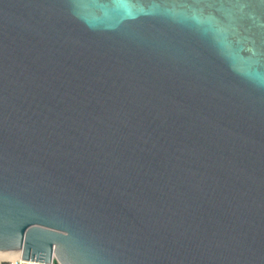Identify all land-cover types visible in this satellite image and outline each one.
<instances>
[{
    "label": "water",
    "instance_id": "95a60500",
    "mask_svg": "<svg viewBox=\"0 0 264 264\" xmlns=\"http://www.w3.org/2000/svg\"><path fill=\"white\" fill-rule=\"evenodd\" d=\"M264 264V0H0V252Z\"/></svg>",
    "mask_w": 264,
    "mask_h": 264
},
{
    "label": "built area",
    "instance_id": "2783aa9c",
    "mask_svg": "<svg viewBox=\"0 0 264 264\" xmlns=\"http://www.w3.org/2000/svg\"><path fill=\"white\" fill-rule=\"evenodd\" d=\"M3 262H7L8 264H50V263H45V262H38V261H27V260H23L22 258H2L0 257V264H2Z\"/></svg>",
    "mask_w": 264,
    "mask_h": 264
},
{
    "label": "bare ground",
    "instance_id": "6f19581e",
    "mask_svg": "<svg viewBox=\"0 0 264 264\" xmlns=\"http://www.w3.org/2000/svg\"><path fill=\"white\" fill-rule=\"evenodd\" d=\"M0 257L2 258H22L21 251H11V252H0ZM23 259V258H22Z\"/></svg>",
    "mask_w": 264,
    "mask_h": 264
},
{
    "label": "trees",
    "instance_id": "16d2710c",
    "mask_svg": "<svg viewBox=\"0 0 264 264\" xmlns=\"http://www.w3.org/2000/svg\"><path fill=\"white\" fill-rule=\"evenodd\" d=\"M2 264H8L7 262H3Z\"/></svg>",
    "mask_w": 264,
    "mask_h": 264
}]
</instances>
